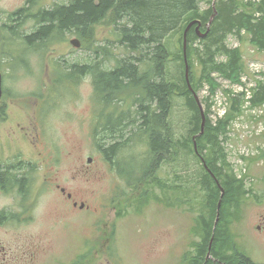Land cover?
Wrapping results in <instances>:
<instances>
[{
    "label": "rangeland",
    "instance_id": "obj_1",
    "mask_svg": "<svg viewBox=\"0 0 264 264\" xmlns=\"http://www.w3.org/2000/svg\"><path fill=\"white\" fill-rule=\"evenodd\" d=\"M25 1L0 0V70L5 91L0 104V170L18 168L12 177L21 174L27 183L29 180L26 195L11 189L12 181L7 177L4 183L8 190H0V264H183L184 255L189 253L187 259L191 257L194 244L200 240L193 233L198 214L192 207L194 201L191 206L186 203L176 207V197L160 191L156 194L160 203L155 198L145 203L146 180L129 186L121 178L118 164L131 178H138L143 175V162L149 158L151 161L149 136L141 130L139 119L137 127L127 122L129 128L122 140H106L103 133L107 122L113 125L121 115L130 121L140 117L138 100L144 99L140 91L126 92L117 99L120 106L113 104L103 111L95 94L94 77L86 75L76 82V87H71L73 91L48 96L47 88L55 77L54 61L65 58L83 62L91 57L102 60L101 50L95 57L96 47L109 49L108 68H114V56H127L126 49L118 44L114 28L98 26L91 49L73 48L69 41L77 37L69 34L66 42L49 45L43 59L23 54L22 62L28 59L27 62L19 65L14 61L9 69V59L24 50L17 46L18 38L12 36L14 45L9 42L11 34L7 30L13 24L9 18ZM64 1L42 0L40 6L50 8ZM26 26L28 32L32 25ZM178 39V35L170 38L173 54L179 51ZM226 43L232 46L233 40L227 39ZM237 43L245 62L242 82L249 90L257 86L255 82H264L253 71V65L264 67V52L255 50L245 37L239 42L237 39ZM169 67L174 75L177 69L172 62ZM182 71L185 77V68ZM193 73L198 77L200 68L194 65ZM213 77L219 87L208 103L213 105L212 115L219 118L230 107L229 93L237 96L241 90L239 83H231L218 74ZM198 95L201 102L206 99L207 85ZM202 104L207 107L205 101ZM171 110L175 135H186L187 113L182 102L174 101ZM262 124L255 123L251 113L245 112L228 125L221 144L227 163L249 192L232 233L255 264H264V156L257 158L264 155V139L257 138L264 134ZM117 141L125 145L111 164L102 151ZM178 164L180 161L176 163L172 155L164 156L157 166V177L170 184L175 169L186 168L189 170L177 172L183 174L184 182L189 171H196L192 160V165ZM58 187L72 195V200ZM184 264H189L188 260Z\"/></svg>",
    "mask_w": 264,
    "mask_h": 264
},
{
    "label": "trees",
    "instance_id": "obj_2",
    "mask_svg": "<svg viewBox=\"0 0 264 264\" xmlns=\"http://www.w3.org/2000/svg\"><path fill=\"white\" fill-rule=\"evenodd\" d=\"M41 1L26 0L24 6L10 16L13 22V38L22 39L27 46V55L43 59L49 45L66 42V36L69 34L80 40L81 48L91 49L96 39L97 27L102 24L114 28L118 44L126 49L127 56L121 59L114 56V70L107 66L110 61V51L107 47H96L93 50L95 57L99 50L103 52L101 61L104 62L106 72L100 71L101 63L92 57L90 61L85 58L83 62L65 58L54 61L55 77L47 88L48 96L50 93L73 91L71 87H76V82L86 75H92L95 79V94L101 100L103 111L113 104L120 106L121 101L117 103V99L122 98L126 92L140 91V87L145 92L148 91L147 101L144 99L139 105L143 108L147 104H154L155 111H148L151 106L145 111L139 110L140 117H136L134 121L129 118L122 119L121 115L115 124L107 122L103 133L106 140H122L129 128L127 122L135 125L139 119L141 130L146 131L149 136L151 161L149 158L143 162V175L138 178H131L118 164L116 167L121 178L126 180L129 186H136L137 182L146 180L148 193L145 203L153 198L160 203V198L156 196L160 191L175 196L176 207L186 203L191 206L194 201L192 207L198 214L194 219L193 233L199 236L200 240L194 244L191 257L187 259L189 253L184 255L183 264L187 260L189 264H255L232 233V226L240 220L241 204L249 192L243 180L236 177L227 163L220 136L237 116H243L245 112L251 113V119L255 123H264V111L261 112L264 105V82L258 81L255 88L243 91L237 96L229 93L230 107L216 125L208 118L209 100H203L202 103L205 101L207 104V119L202 135H199L202 124L200 110L192 93L198 94L203 85H207L211 94H215L219 85L213 74H218L231 83H241V76L246 72L243 51L240 48H229L227 38L231 33L240 35L244 32L240 39L245 37L255 50L264 52V0L255 3L245 0H66L55 3L50 8L41 7ZM201 4H206L203 10ZM211 19L212 23L208 28ZM194 20L201 24V30L206 36L198 38L195 31L187 35V58L192 87L190 90L183 76V36L178 34V30L183 24ZM27 23L32 27L25 33ZM175 35L179 36V51L173 54L170 38ZM221 57L223 60L219 61L218 58ZM150 59L155 61L154 64L144 63ZM138 61L150 71L154 69L157 75L162 74L163 78H160L163 80V69L166 68L165 77L169 83L162 81L151 85L148 81L145 82V75L140 73L138 76ZM171 62L177 69L174 75L169 67ZM194 65L200 68L198 77L193 73ZM138 93L145 95L141 91ZM112 100L115 102L111 103ZM178 100L182 102L187 113L185 128L188 132L184 136L175 135L170 121L171 107L174 101ZM263 135L257 138L264 139ZM124 145L122 141L108 145L102 151L105 160L114 163L113 160ZM99 150H102V146H99ZM168 155H172L176 163L180 161V167L185 164L192 165L191 160L195 164L196 171H189L185 180L189 188L185 187L183 174L177 173L189 169H175L170 184L167 180L157 177V166L160 160ZM263 156L259 155L257 158L260 160ZM204 164L223 190L207 172ZM28 173L30 174L29 170ZM3 179L4 175L0 173V185ZM13 179L17 181L16 185L18 184L20 189L24 187L18 179ZM179 182L181 183L178 184Z\"/></svg>",
    "mask_w": 264,
    "mask_h": 264
},
{
    "label": "flooded vegetation",
    "instance_id": "obj_3",
    "mask_svg": "<svg viewBox=\"0 0 264 264\" xmlns=\"http://www.w3.org/2000/svg\"><path fill=\"white\" fill-rule=\"evenodd\" d=\"M9 20L11 21V23H13L12 22V20L9 18ZM6 26V25H5ZM4 26V27H5ZM12 27H13V24H12ZM12 27H8V29L9 30H7L10 34H11V36L9 37V42L11 43V44H13V42L11 41V39H12V31H11V28ZM25 33H27V32H25ZM19 40V42H18V44H17V46H19V48H23L24 50L23 51H20L19 52V54L16 56V57H14V59L11 57L9 60H10V63H8V65H9V69L11 68V65H12V63L14 62V61H17V62H19V65H21V64H24L25 62H27V60L28 59H26V61H23L22 62V55L24 54V55H26L27 56V46L25 45V43L22 41V39H18ZM7 43L8 44V46H10V43ZM14 45V44H13ZM154 60H145L144 61V63H152V64H154ZM153 66V65H152ZM153 68V67H152ZM115 68H111V70H114ZM136 69H137V72H138V76H140L139 74L141 73V74H143V76L145 75V79H143L145 82H149L151 85H153V84H159V83H161L162 81L165 83V84H167V83H169L168 81H167V79H166V72H167V69L166 68H164L163 69V74H164V80L162 79L163 78V76H162V74H159L158 73V75L156 74V75H151L150 73H152V71H150V69H148V68H146V66L142 63V62H137V64H136ZM148 69V70H147ZM0 73H1V75H2V88H3V94H2V99H1V101H0V104L2 103V100H3V98H4V96H5V91H4V85H3V80H4V74H3V72L0 70ZM160 76L162 77V78H160ZM143 78V77H142ZM141 81V80H140ZM142 82V81H141ZM94 83H95V79H94ZM94 86L96 87V84H94ZM140 87V86H139ZM139 87H137V89L139 88ZM95 90H96V88H95ZM147 94H148V91L146 90V93H145V102L147 101ZM141 95V94H140ZM149 95V94H148ZM99 98V97H98ZM148 107V104L147 105H145L143 108H141V107H138V110H143V111H145V109ZM101 109H102V105H101ZM155 109H156V107L155 106H153V107H151V109L150 108H148V111L150 110L151 112L152 111H155ZM101 111H99L98 113H100ZM18 170V168H15V167H11V168H9V170L8 171H6V172H2L1 170H0V173H4L3 175H4V179H3V182H2V185H0V190L1 191H7L8 189V187H7V183L5 184L4 183V181H5V179H6V177H7V179L8 180H10V181H12V182H10V186H11V189H14V188H16V190H17V192H19V194L20 195H26V193L28 194V191H29V189H28V185H29V180H28V183H27V180L24 178V176H22L21 174H18L19 176H15V178L16 179H18V181H20V182H22L23 183V185H24V187L22 188V189H20V187L18 186V184L16 185V180H14L13 179V177H12V173H13V170ZM21 170V167L19 168V171ZM10 177H11V179H10ZM15 184V186H13ZM4 185V186H3Z\"/></svg>",
    "mask_w": 264,
    "mask_h": 264
},
{
    "label": "bare ground",
    "instance_id": "obj_4",
    "mask_svg": "<svg viewBox=\"0 0 264 264\" xmlns=\"http://www.w3.org/2000/svg\"><path fill=\"white\" fill-rule=\"evenodd\" d=\"M246 2H249V1H252L253 3H255V2H259V1H262V0H245ZM203 6V4H201V10H203L204 8L202 7ZM211 23H212V19L210 20V22H209V24H208V28L210 27V25H211ZM198 26H199V22L197 21V20H194V21H189V22H187V23H185V24H183L182 25V27H180V29L178 30V34L180 35V34H182V36H183V51H184V41H185V38H186V43L188 44V42H187V35H188V33L189 32H191V31H195V33L197 34V36H198V38H202V37H204V36H206V33H203L202 32V30H201V27H200V29L199 30H197L198 29ZM98 28V27H97ZM240 36H244V32H241L240 33V35H238L237 33H231V34H229V36H228V40L230 39V40H233V45L232 46H229V48H231V49H239V43H237V39H238V42H239V39H240ZM237 38V39H236ZM241 40V39H240ZM237 43V44H236ZM236 45V46H235ZM235 46V47H234ZM234 47V48H233ZM94 60H96V59H94ZM96 62H100L101 64L99 65L100 67H101V70L100 71H104L105 69H104V67H103V65H104V62L103 61H101V60H99V59H97L96 60ZM104 72H106V71H104ZM151 75H156V73H154V69L152 70V73H151ZM185 78V81H186V77H184ZM189 81H190V72H189ZM186 83H187V85H188V82L186 81ZM190 86H191V83H190ZM188 87H189V85H188ZM208 87V86H207ZM189 89H190V87H189ZM190 90H192V87H191V89ZM140 91L142 92V94H145L146 92H145V90L143 89V88H141L140 87ZM192 95H193V98H194V100L196 101V97H199V95L196 93V92H193L192 93ZM212 95L213 94H211V92H210V90H208V96L206 97V99H208V100H210L211 99V97H212ZM145 96V95H144ZM169 98H171L170 96H169ZM144 99H145V97H144ZM144 99H139L140 100V102L138 103V105L141 103H143L144 101ZM209 102V101H208ZM197 103V102H196ZM198 105V104H197ZM148 106H151V105H149L148 104ZM153 106H155L154 104L151 106V107H153ZM212 104H210L209 103V115H208V118H209V120L213 123V122H216L217 121V118H218V116L216 117L215 115L213 116L212 115V113H214V111H211V109H213L212 108ZM139 107H140V105H139ZM150 107V108H151ZM199 107V106H198ZM202 109H203V111H204V114H205V108L203 107V105H202ZM199 110H200V108H199ZM200 115H201V110H200ZM205 117H206V115H205ZM201 119H202V116H201ZM206 119H207V117H206ZM214 119H215V121H214ZM200 135V134H199ZM225 137V136H224ZM222 135L220 136V139H221V144H222V140H223V138H224ZM207 167V166H206ZM205 167V169L207 170V172H209V174H211V176L213 175L212 173H211V171L209 170V168L207 167L206 168Z\"/></svg>",
    "mask_w": 264,
    "mask_h": 264
},
{
    "label": "water",
    "instance_id": "obj_5",
    "mask_svg": "<svg viewBox=\"0 0 264 264\" xmlns=\"http://www.w3.org/2000/svg\"><path fill=\"white\" fill-rule=\"evenodd\" d=\"M216 1V0H214ZM201 27V24L199 23V26H198V29L199 30ZM70 44L73 48H76V49H79L81 48L82 44L80 42V40L78 39H73L70 41ZM183 58H184V63H185V77H186V81L188 82V85L191 89V86H190V81H189V63H188V58H187V43H186V38H185V41H184V51H183ZM2 94H3V88H2V75L0 73V101H1V98H2ZM196 102L201 110V116H202V124H201V132H200V135H202L204 133V130H205V124H206V117H205V114H204V111L202 109V105H201V102L199 100L198 97H196ZM195 148H196V145H195ZM88 162L91 163L92 162V159H88ZM204 166L206 167V165L204 164ZM207 168V167H206ZM212 177L216 180L218 186L221 188L219 182L217 181L216 177L214 175H212ZM61 192L63 194H66V191L65 189L63 188H60L58 187ZM222 189V188H221ZM223 190V189H222ZM222 194H223V191H222ZM68 198L71 199L72 198V195L68 194ZM74 206L77 207V203H74ZM81 208H83V205L81 206ZM219 208H220V204H219ZM218 221V218L216 220V223Z\"/></svg>",
    "mask_w": 264,
    "mask_h": 264
},
{
    "label": "built area",
    "instance_id": "obj_6",
    "mask_svg": "<svg viewBox=\"0 0 264 264\" xmlns=\"http://www.w3.org/2000/svg\"><path fill=\"white\" fill-rule=\"evenodd\" d=\"M253 68H254V74L256 75V77H257V79H260V80H264V77L262 76V74H264V67L263 66H260V65H253ZM262 69H263V72H261L262 71ZM247 80V77H245L244 79H243V81L245 82ZM240 87V90H241V92H243V91H247L248 89H245L243 86H239ZM252 87H254V85H252ZM264 111V107H263V109H262V111L261 112H263ZM260 112V111H259Z\"/></svg>",
    "mask_w": 264,
    "mask_h": 264
}]
</instances>
